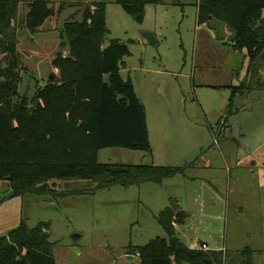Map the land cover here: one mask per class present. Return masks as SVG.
<instances>
[{"label": "rangeland", "instance_id": "obj_1", "mask_svg": "<svg viewBox=\"0 0 264 264\" xmlns=\"http://www.w3.org/2000/svg\"><path fill=\"white\" fill-rule=\"evenodd\" d=\"M10 1L18 2L11 30L23 68L18 96L32 100L49 75L59 76L51 65L58 52L67 55L59 29L80 21L82 8L66 6L33 31L26 22L33 0ZM42 1L55 9L104 3L103 48L117 40L130 51L120 76L131 81L145 108L151 152L107 148L98 151V162L194 168L162 185L93 193L89 181H73L63 184L65 193L75 187L85 194L7 199L0 204V226L49 223L55 264H128L127 246L166 238L155 218L173 200L188 215L176 234L186 247L222 250L225 264H264V48L250 62L246 51L233 47L234 25L211 17L198 24L199 0L147 5L141 25L115 0ZM146 33L155 45L146 43ZM6 186L0 184V198ZM72 235L81 239L74 243ZM246 247L252 252H243Z\"/></svg>", "mask_w": 264, "mask_h": 264}, {"label": "trees", "instance_id": "obj_2", "mask_svg": "<svg viewBox=\"0 0 264 264\" xmlns=\"http://www.w3.org/2000/svg\"><path fill=\"white\" fill-rule=\"evenodd\" d=\"M158 2L115 0L138 25L143 23L145 7ZM66 6L82 10L80 21L65 22L59 29V47L67 50L66 56L58 52L51 63L59 76L28 100L18 96L23 68L17 42L11 37L18 2L0 0V184H7L0 204L25 196L55 200L85 194L75 187L65 193L63 184L73 181H89L93 193L114 186L162 185L176 176L185 177L192 168L193 164L98 162V151L107 148L151 152L145 108L131 81L120 76L123 59L130 56L127 45L111 40L103 48L108 34L104 3L79 7L61 3L55 9L46 1L33 0L28 4L27 26L38 29ZM263 15L264 0H199L197 5L198 24L211 17L234 25L233 47L246 51L250 62L264 48ZM177 212L171 200L170 207L155 218L166 238L157 237L144 246L129 245L125 254L137 257L139 264H225L227 253L222 250L203 251L180 242L174 226L183 219L175 217ZM49 230V223L29 228L21 222L0 237V264H55ZM248 250L252 252L248 247L243 252Z\"/></svg>", "mask_w": 264, "mask_h": 264}, {"label": "water", "instance_id": "obj_3", "mask_svg": "<svg viewBox=\"0 0 264 264\" xmlns=\"http://www.w3.org/2000/svg\"><path fill=\"white\" fill-rule=\"evenodd\" d=\"M144 39L146 41V43L149 45V46H153L156 44V41L153 37L152 34L150 33H146L144 34ZM48 81L50 82H55L56 81V77L54 74H51L49 75L48 77ZM187 216V214L183 211H178L176 214H175V217L178 218V219H184L185 217ZM71 239L74 243H76L78 240L81 239V236L79 235H72L71 236ZM74 253L77 255L79 253V250L77 248H74ZM135 260V257L131 256V255H126L125 256V261L126 262H129V263H133Z\"/></svg>", "mask_w": 264, "mask_h": 264}, {"label": "crops", "instance_id": "obj_4", "mask_svg": "<svg viewBox=\"0 0 264 264\" xmlns=\"http://www.w3.org/2000/svg\"><path fill=\"white\" fill-rule=\"evenodd\" d=\"M148 137H149V133H148ZM149 143H150V142H149ZM150 147H151V146H150ZM192 168H194V167H192ZM192 168H191V169H192ZM187 173H188V171L186 172V175H187ZM10 200H20V198H13V199H10ZM0 208H1V206H0ZM177 208H178V206H177ZM180 210H181V209L178 208V211H180ZM186 217H188V215H187ZM184 219H185V218H184ZM180 224H182V223H180ZM180 224H176V225L174 226L175 234H177L178 226H180ZM9 231H11V228H8V227H6V226H4V227H1V226H0V237L5 236ZM199 244L201 245L202 243H199ZM197 246H198V245H196L195 243H193L192 246H190V247H188V248H195V247H197ZM218 251H219V250H218ZM123 255H126V254H123ZM131 256H132V255H131ZM133 257H135V256H133ZM126 263L130 264L129 262H126ZM135 263L139 264V260H138L137 257H135L134 262L131 263V264H135Z\"/></svg>", "mask_w": 264, "mask_h": 264}, {"label": "built area", "instance_id": "obj_5", "mask_svg": "<svg viewBox=\"0 0 264 264\" xmlns=\"http://www.w3.org/2000/svg\"><path fill=\"white\" fill-rule=\"evenodd\" d=\"M195 248H197V249H199V250H203V251L208 250L207 247H206V245H204V244H201L200 246H197V247H195Z\"/></svg>", "mask_w": 264, "mask_h": 264}]
</instances>
